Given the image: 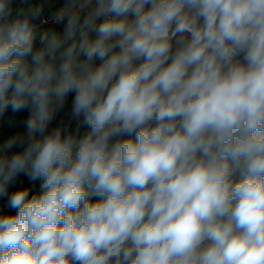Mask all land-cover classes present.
Here are the masks:
<instances>
[{"label": "clouds", "instance_id": "clouds-1", "mask_svg": "<svg viewBox=\"0 0 264 264\" xmlns=\"http://www.w3.org/2000/svg\"><path fill=\"white\" fill-rule=\"evenodd\" d=\"M15 2L0 116H30L0 156V264H264V0H64L38 48L47 0ZM70 94L79 140L49 131Z\"/></svg>", "mask_w": 264, "mask_h": 264}, {"label": "trees", "instance_id": "trees-1", "mask_svg": "<svg viewBox=\"0 0 264 264\" xmlns=\"http://www.w3.org/2000/svg\"><path fill=\"white\" fill-rule=\"evenodd\" d=\"M40 33L36 30V40L35 46L41 47L40 45ZM92 36H95L91 34ZM79 37H77L78 39ZM70 43V42H69ZM100 62V61H96ZM74 94H70L67 98L66 105L63 110H61L52 122L49 125V131L53 128L57 127L61 123L65 126H68L69 131L76 136V139H81L87 132L90 131L88 125L83 123V118L77 121H71L68 117V113L71 109V99ZM30 116V109H24L20 112H12L9 108L2 116H0V156H4L5 154H11L17 151H22L20 146L13 147L11 149H7L5 147L7 141L18 135H26L27 133V126L26 121ZM126 138V137H125ZM134 139V137H132ZM20 188H27L29 189V196L33 194L40 193V187L37 185L36 180H30L26 175L20 174L16 182L10 187L9 192L14 191ZM93 200L98 199L97 197H93ZM0 211L4 213H12L14 214L16 211L15 209H11L7 207V197L0 198Z\"/></svg>", "mask_w": 264, "mask_h": 264}, {"label": "built area", "instance_id": "built-area-1", "mask_svg": "<svg viewBox=\"0 0 264 264\" xmlns=\"http://www.w3.org/2000/svg\"><path fill=\"white\" fill-rule=\"evenodd\" d=\"M64 3V0H47V3L45 5L44 8V12L43 15L40 19L35 20L33 23L36 26V30L39 31L40 33H43V31L48 28V27H53L56 25H60V24H56L54 23L51 19H49L55 12L56 10L62 6V4ZM16 6H20L19 5V0H16V2L14 3L13 7L15 8ZM48 21L47 23H42V21ZM66 23V21H65ZM99 23V21H98ZM93 35H95V33H92Z\"/></svg>", "mask_w": 264, "mask_h": 264}, {"label": "rangeland", "instance_id": "rangeland-1", "mask_svg": "<svg viewBox=\"0 0 264 264\" xmlns=\"http://www.w3.org/2000/svg\"><path fill=\"white\" fill-rule=\"evenodd\" d=\"M47 29H55L58 33L62 34V33H63V29H64V24L56 25V26H53V27H48V28H46L45 30H47ZM95 63H96V64H99L100 62H95ZM72 98H73V96H72ZM71 101H72V99H71ZM70 111H71V109H70ZM70 111H69V113H68V117H69V119H70L71 121H77L76 119L71 118V116H70ZM36 182H37V185L40 187L42 181L39 180V179H37ZM40 190H41V188H40Z\"/></svg>", "mask_w": 264, "mask_h": 264}, {"label": "crops", "instance_id": "crops-1", "mask_svg": "<svg viewBox=\"0 0 264 264\" xmlns=\"http://www.w3.org/2000/svg\"><path fill=\"white\" fill-rule=\"evenodd\" d=\"M16 7H19V6H16ZM16 7H15V8H16ZM15 8H14V9H15ZM13 15H15V12L13 13Z\"/></svg>", "mask_w": 264, "mask_h": 264}]
</instances>
